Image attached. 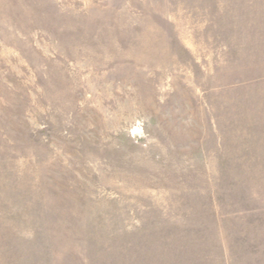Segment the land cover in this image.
Wrapping results in <instances>:
<instances>
[{
	"label": "rangeland",
	"instance_id": "1",
	"mask_svg": "<svg viewBox=\"0 0 264 264\" xmlns=\"http://www.w3.org/2000/svg\"><path fill=\"white\" fill-rule=\"evenodd\" d=\"M0 264H264V0H0Z\"/></svg>",
	"mask_w": 264,
	"mask_h": 264
}]
</instances>
